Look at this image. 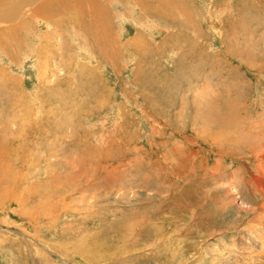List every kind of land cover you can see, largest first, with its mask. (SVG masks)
<instances>
[{
    "label": "rangeland",
    "instance_id": "1",
    "mask_svg": "<svg viewBox=\"0 0 264 264\" xmlns=\"http://www.w3.org/2000/svg\"><path fill=\"white\" fill-rule=\"evenodd\" d=\"M173 2L0 45V264H264V0Z\"/></svg>",
    "mask_w": 264,
    "mask_h": 264
},
{
    "label": "bare ground",
    "instance_id": "2",
    "mask_svg": "<svg viewBox=\"0 0 264 264\" xmlns=\"http://www.w3.org/2000/svg\"><path fill=\"white\" fill-rule=\"evenodd\" d=\"M101 1L102 0H0V26L2 24L6 26V29H1L0 27V45L2 46L3 49H6V50L9 46H11V48L12 46H14L12 45V43H15L16 45H19V46L23 45L22 39L20 38L21 36L19 37L20 30L21 31L24 30L25 32L30 33L34 30L33 28L34 23H36L37 21L39 22L40 19L50 20L56 17L58 13L60 12H62L63 14L64 13L67 14L66 19L70 20L69 22H72V23H73L72 19L74 16H76L80 22H83L81 20L85 19L86 17L88 18V20H90L91 23L93 21L94 23L100 22V21L102 22V19L105 16L106 11H104V9L101 8V5H100ZM154 1L155 2L157 1L162 4L163 3L167 4L168 2L170 4L174 3L173 0L171 1L169 0H139V2L141 3V6H148V7H149L148 4ZM71 5L76 6L75 12L72 11V9L70 8ZM83 8H86L85 9L86 12L82 14L81 9ZM103 26H106V25H103ZM104 28L106 29L107 27H104ZM101 36L103 37V35ZM102 37L100 40H103L104 37L103 38ZM98 38H100V36H98ZM225 106L227 109H226V112H224L222 115L223 119L221 117V120L218 122V126L220 128L218 129L216 128L218 131L222 130L221 131L222 133L213 135L212 139L214 142L221 141V142L226 143L229 146V148L227 149H230L231 147L233 148L235 145L239 146V144H238V138L236 139L237 136L235 138L232 137L233 139H230L229 133L230 135L234 136V134L231 133L232 132L231 130H234L236 126L237 128H243L242 125H244V123L243 122L239 123L237 121V117L235 116V114L237 113V106L235 104L232 105L230 103H227ZM207 113H208V117L206 118L208 120L209 118L211 119L210 115L213 116V118L215 119V113L211 111H207ZM262 119L263 118H261L260 120ZM216 120L218 121L217 117H216ZM241 121H244V119H242ZM244 128L248 129L249 131H252V133L254 132L253 134L256 138L260 136V134L264 135V125L261 123V121L259 122L253 121V120L251 122L249 121L248 125H245ZM224 129H225V132H224ZM239 130L241 131V129ZM256 138H253V139L256 140ZM226 139L230 140L231 143L226 141ZM255 142H258V141L256 140ZM229 151L230 153L234 152L232 149H230ZM249 153L252 154L255 160L258 159V162L260 161L258 164L262 165V167L264 168V148L262 147L260 149H257V147H253V149L249 148ZM230 183H233V182L231 181Z\"/></svg>",
    "mask_w": 264,
    "mask_h": 264
}]
</instances>
